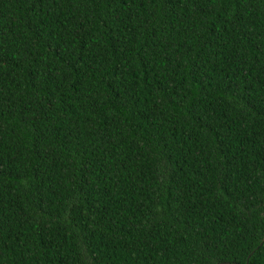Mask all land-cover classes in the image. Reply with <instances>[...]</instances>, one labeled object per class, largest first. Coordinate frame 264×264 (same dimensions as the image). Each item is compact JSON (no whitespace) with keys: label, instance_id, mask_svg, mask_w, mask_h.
I'll return each mask as SVG.
<instances>
[{"label":"trees","instance_id":"obj_1","mask_svg":"<svg viewBox=\"0 0 264 264\" xmlns=\"http://www.w3.org/2000/svg\"><path fill=\"white\" fill-rule=\"evenodd\" d=\"M0 264H264V0H0Z\"/></svg>","mask_w":264,"mask_h":264}]
</instances>
